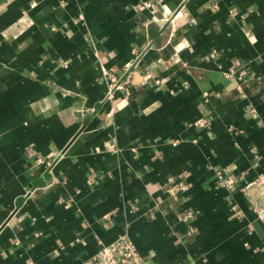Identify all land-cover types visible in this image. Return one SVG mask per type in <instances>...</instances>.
<instances>
[{
	"label": "crops",
	"instance_id": "1",
	"mask_svg": "<svg viewBox=\"0 0 264 264\" xmlns=\"http://www.w3.org/2000/svg\"><path fill=\"white\" fill-rule=\"evenodd\" d=\"M258 178L264 0H0V264H264Z\"/></svg>",
	"mask_w": 264,
	"mask_h": 264
},
{
	"label": "built area",
	"instance_id": "2",
	"mask_svg": "<svg viewBox=\"0 0 264 264\" xmlns=\"http://www.w3.org/2000/svg\"><path fill=\"white\" fill-rule=\"evenodd\" d=\"M142 8H149L152 12H156V3L152 1H147L142 5ZM180 14V12H178ZM177 14V15H178ZM104 77L108 83V93L107 98H115L117 90L123 87V83L119 82V78L116 74L111 73L105 66H103ZM224 75L227 78H235L236 80L245 83L247 81L246 70L243 68L239 71H226ZM129 79V76L127 77ZM206 119L199 118L197 124L204 125ZM39 160H42L39 158ZM50 163V162H49ZM218 178L223 186L230 189L236 188L238 186V180L235 176L226 173L223 169L217 170ZM182 187V186H181ZM182 188H185L184 186ZM259 188V195L252 197L253 208L259 218L264 220V178H258L257 180L248 183L243 186L245 191L252 192L255 194L254 189ZM170 191L173 188L169 189ZM236 208V206H234ZM189 217L192 216V212L186 213ZM85 264H149L147 258L139 250L135 242L127 235H121L110 243H103L99 251L89 258Z\"/></svg>",
	"mask_w": 264,
	"mask_h": 264
}]
</instances>
